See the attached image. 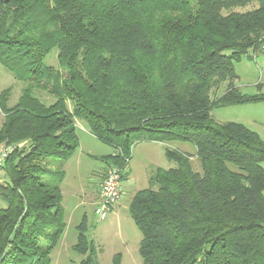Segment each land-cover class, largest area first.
<instances>
[{"label":"trees","instance_id":"trees-1","mask_svg":"<svg viewBox=\"0 0 264 264\" xmlns=\"http://www.w3.org/2000/svg\"><path fill=\"white\" fill-rule=\"evenodd\" d=\"M263 46L264 0H0V65L27 84L12 107L0 92V264H50L77 124L112 151L103 178L118 168L126 180L144 142L174 164L129 201L141 264H264V142L211 117L264 100L238 90L234 69ZM76 231L80 264H98L85 216Z\"/></svg>","mask_w":264,"mask_h":264},{"label":"rangeland","instance_id":"rangeland-1","mask_svg":"<svg viewBox=\"0 0 264 264\" xmlns=\"http://www.w3.org/2000/svg\"><path fill=\"white\" fill-rule=\"evenodd\" d=\"M50 61L52 65H56L54 56ZM234 69L237 76L235 86L242 94L264 96V52L262 50L257 51L255 54L249 52L247 56H242L234 63ZM26 86L27 84L15 80L12 74L0 65V92L10 89L8 107L16 104L22 89ZM223 88H219L216 96H220L223 93ZM33 92L40 100H42L41 97L47 99L50 96L43 91ZM51 102V98L45 101L47 104ZM211 117L217 123L234 122L243 124L249 130L255 132L259 139L264 142V100L215 108L211 111ZM2 122L3 115L0 112V126ZM136 145L137 148L132 152L133 156L130 162V180L128 178L122 184L124 191L118 214L115 216L108 214L102 222L98 221V216L91 205L80 206L75 210L77 192L68 187L77 184V182L84 186L91 183L94 184L96 182L95 173L104 166V163L101 162L104 156L97 157L95 158L96 160H88L85 153L78 155L81 160L77 162H80L79 164H81L82 168L80 175L76 177L73 183L70 179L67 182L66 189L69 190L65 193L63 202L66 209V214L64 213L65 227L59 243L51 253L50 264H80L82 257L75 254L71 248L76 242V228L83 214L86 217V236L96 247L98 264H114L116 259H118L119 264H141L138 254L141 234L128 215L129 201L134 192L148 187V177L154 169H168L173 167L174 164L165 159L161 144L144 145L139 143ZM168 146L171 149H186L189 152L193 149L191 145L183 143H173ZM57 162L61 163V161ZM59 163L54 162L53 165L58 166ZM67 163L69 167L73 168L76 166L75 158ZM198 165L197 160L192 159V166L196 172H200ZM261 166L264 168V162ZM57 170L60 171L61 168L58 167ZM72 176L76 175L72 174ZM6 182V177L0 174V185H4ZM6 206V202L0 198V209Z\"/></svg>","mask_w":264,"mask_h":264},{"label":"crops","instance_id":"crops-1","mask_svg":"<svg viewBox=\"0 0 264 264\" xmlns=\"http://www.w3.org/2000/svg\"><path fill=\"white\" fill-rule=\"evenodd\" d=\"M240 124V123H239ZM78 125V150L76 152V154L69 159L70 160H76V166L75 167H69L68 165V161L65 162L62 166H61V171H63L64 173V178H63V182L61 184V190H62V204L64 202V197H65V193L69 190L66 189V185L68 184V180L70 179L71 182L73 183L76 180V177H78V175H80V171H81V164H79L80 162H77L79 160H81L79 158L78 155H83V153H85V156L88 160H96L95 158L97 157H101V156H107L109 154H111V150L108 147H104L105 145L99 143L89 132L86 131V129L81 126L80 124ZM243 125V124H242ZM247 128V127H246ZM158 142H144L142 144L147 145V144H157ZM160 144V143H159ZM162 145V144H161ZM163 146V145H162ZM135 148H137V145L132 149V152L135 150ZM180 151L183 152H187V153H194V149L190 150L191 152L187 151L186 149H181ZM133 155H131L132 157ZM103 162V161H101ZM131 162V160H130ZM130 162H129V166H128V176L126 178V180L123 181L122 184H124L128 178L130 180ZM104 163V166L95 173V179L96 182L93 184H87L86 186L84 185H80V183L77 182V184H73L72 186L68 187L71 188L73 190H76V200H77V204H76V209L77 210L80 206H86V205H91L92 207H94V211L97 208V204H98V194H99V185L101 183V180L103 178L105 169L107 167L106 163ZM49 168L51 170H55V165L49 166ZM72 174H75L76 176H72ZM123 191H124V187L122 186V196H123ZM135 193V192H134ZM121 196V198H122ZM133 196V194H132ZM131 196V197H132ZM120 201L118 202L117 205H115L113 207V209L111 210V212L109 213L112 216H115L118 214L119 211V206H120ZM63 209H64V213L66 214V209L63 205ZM85 216V214H83L81 217ZM82 220V218H81ZM81 222V221H80Z\"/></svg>","mask_w":264,"mask_h":264},{"label":"built area","instance_id":"built-area-1","mask_svg":"<svg viewBox=\"0 0 264 264\" xmlns=\"http://www.w3.org/2000/svg\"><path fill=\"white\" fill-rule=\"evenodd\" d=\"M264 52V46L261 48ZM9 155V149L0 148V172L4 162ZM122 171L118 168H110L99 185L98 205L95 213L98 221L102 222L111 212L112 208L118 204L122 196Z\"/></svg>","mask_w":264,"mask_h":264}]
</instances>
